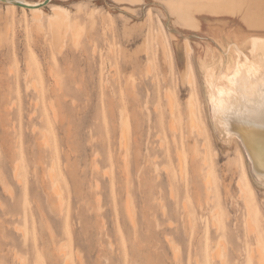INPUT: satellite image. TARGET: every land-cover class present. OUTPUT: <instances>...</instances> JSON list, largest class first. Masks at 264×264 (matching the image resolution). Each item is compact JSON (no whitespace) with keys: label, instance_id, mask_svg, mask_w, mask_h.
<instances>
[{"label":"rangeland","instance_id":"374dc122","mask_svg":"<svg viewBox=\"0 0 264 264\" xmlns=\"http://www.w3.org/2000/svg\"><path fill=\"white\" fill-rule=\"evenodd\" d=\"M161 1L127 5L116 0H51L41 7L42 24L46 26L51 7L64 11L68 31L59 48L62 54L43 34H36L28 11L0 2V264H63L65 251L59 254L60 247L65 248L70 264H203L205 255L219 243L226 264H253L251 252L260 258L254 232L246 225L243 199L235 188L241 169L248 175V201L255 204L252 219L263 243L264 188L251 179L252 185L247 164L235 148L223 152L216 143L193 56L189 54L182 80L179 69L185 61L170 39L175 32L191 46L196 36L176 28ZM125 6L132 13L121 10ZM121 17H129L130 25L132 21L141 25L131 30ZM261 35L256 41L260 45L254 44L258 51L253 47L249 49L255 52H239L242 77H253L264 68V59L251 69L241 58V52L264 57ZM157 40L168 47L166 62ZM145 48L148 54L142 52ZM168 92L174 96L172 111L165 98ZM232 94L220 98L214 92V100H221L225 107ZM189 102L196 106L202 136L188 133ZM44 115L48 123L41 118ZM43 134L49 143L40 148L37 143ZM201 142L208 145L207 168L219 194L228 189L227 183L231 187L227 203L220 206L223 219L217 228L212 227L207 211L194 212L193 227H189L179 214L180 205L169 197L165 166L172 173L180 202L184 182L177 174L176 153L187 162L189 182L191 148L196 144L201 152ZM125 153L128 180L123 170ZM15 166L19 167L16 179ZM48 169L56 171L57 177L52 174L62 193L60 209L45 176ZM193 186L197 189L198 184ZM128 201L138 228L132 227L127 214ZM162 210L174 224H169ZM211 264H219V258L211 259Z\"/></svg>","mask_w":264,"mask_h":264},{"label":"bare ground","instance_id":"6f19581e","mask_svg":"<svg viewBox=\"0 0 264 264\" xmlns=\"http://www.w3.org/2000/svg\"><path fill=\"white\" fill-rule=\"evenodd\" d=\"M139 1L140 0H129L128 2H125L122 0H116V3L131 5L132 3ZM9 4L11 8L18 7L22 11H28L35 27L36 34H43V38L48 39L54 49H57V51L62 50L59 48L61 46V48H63L64 46L63 42L66 37V32L68 31V23L64 11L59 6L51 7V15L47 17L46 26H44L42 24L44 14L41 10V7L43 6L39 5L40 3H34L30 0H12L9 1ZM160 4L165 5V7L168 9L169 13L171 14V21L173 22V24H175L176 28L179 27L182 30L183 34L189 36L193 34L196 36V38L191 39L190 46L189 42L184 36H180L175 32H171L170 34V39L174 51L177 52V54L179 53L183 55V60L185 61V65H183L182 68L179 69L181 79L183 80L186 74V62L188 60L189 54H192L198 73L200 75L202 92L207 106L208 122L216 143L220 146V149L223 152L227 151L230 148L236 149V152H238L237 154H240V156H242L247 164L248 173L251 180L252 176L250 174V168H252L253 162L249 146L252 147L253 145L258 144L259 140H257L256 138L257 129H264V115L261 116V108L264 109V107H262V105H264V100H262L259 91L260 85L262 84V82H264V68L260 69L259 72H257L253 77H242L239 52L256 47V45L254 46V44L260 43V41H258V43L256 42L260 34H262L261 36L264 37V0H162ZM121 10L132 13L133 9L125 6L121 8ZM8 14L9 7L6 6L5 16H7ZM123 18L125 27L131 30L141 25L140 23L134 21H132L133 24L130 25L128 24V22H130V18ZM230 23H232V25ZM162 37L164 38V33H162ZM261 39L262 41L264 40V38ZM157 42L158 46L160 47L162 59L166 62V52L168 51V47L166 43L164 44L161 40H157ZM263 44L264 41L262 45ZM257 48L258 46L254 49ZM251 50L255 52V50ZM258 50L259 49H257V51ZM145 51H147L146 48L142 52ZM147 52L145 53L148 54ZM59 54H62L61 51ZM165 62L163 63L165 64ZM168 63L170 64V62ZM49 66L51 65L49 64ZM148 68L151 69L150 66ZM148 68L147 71L149 70ZM49 69L52 68L50 67ZM151 71L148 72L152 73ZM27 78L28 75L26 77V80ZM57 78L55 77V82H60L59 78L58 80H56ZM33 82H35V80ZM59 85L57 87H59ZM38 92H40L39 89ZM214 92L218 94L220 98L223 97L224 93H234V95L232 94L233 98L231 102H229L228 106L224 107L221 103V100L220 102L214 100ZM165 98L170 107V110L172 111L174 96L170 92H168L165 93ZM52 109L55 110L53 106ZM55 111L53 113H55ZM56 116L57 115H54V118H56ZM41 118H43L44 122L48 123L47 115H44ZM185 125L189 130V134L194 132L197 136L203 135L200 119L196 117V106L192 102H189L186 108ZM33 127L35 126L33 125ZM35 128H32L33 133L35 131ZM42 131H44V129ZM45 135L43 134L40 141L37 143L38 147L40 148L45 147V145L47 147V144L49 143V138H46L48 136ZM173 143L174 145H176V142L173 141ZM201 144V152L198 151L196 144H194L191 148L192 155H190V169L188 168L191 175V180L189 182H186L187 162L183 157L178 155V152L176 153L178 156L177 174L179 180L184 182V193L180 202L177 201V195L175 190L173 189L174 184L172 180V173L170 169H168V167L166 169V166L164 164L165 174L168 178L167 186L170 195L169 197L173 199L172 202L174 205H180L181 213L179 214L184 215L186 224H188L189 227H193L194 212L196 214H204V212L207 211L208 215L211 216L210 221L212 227L217 228L218 223L223 219L220 213V206L221 204L225 205L227 203L226 199L228 195H230L229 192L231 187L229 188V184L227 183L228 189L223 188L222 194H219L217 185L214 180L215 177L207 168L206 155L208 154V145L205 142H201ZM212 152L213 154H215V157L219 158L220 154L216 155V152ZM128 160V154L125 153L123 157V170L125 172V179L127 178V180L129 177L128 169L130 167H128ZM14 164L17 165V161ZM17 166L13 168V176L15 177V179L19 176V167L17 169ZM51 167L53 168V170H55L54 166ZM105 171L106 170H104V172ZM241 171L242 178L237 179L235 188L239 190L240 196L243 199L244 210L247 213L246 225L249 230L254 232V237L257 242L255 252L260 257L256 258L255 253L251 252L250 258L253 260V264H264V243L262 238L260 237V233L257 232L252 219L256 216V207L253 201H248V195L250 193L248 181L246 179L248 178V175L246 177L245 171L243 169H241ZM47 172L48 173H45L46 179L51 185L50 190L52 195L56 197V207L60 209L63 206V201L61 199L62 195L61 197L59 195L60 191L58 190L59 188L57 187L54 179V175L56 176V171H50V169H48ZM52 172H55L54 175L52 174ZM106 172L105 174H109L108 172ZM230 172L233 175L234 171L230 170ZM0 179H3V177L0 176ZM20 179L21 178H19L18 180L20 181ZM224 179H226V177ZM252 180L251 183L252 185H254ZM19 181L17 182L19 183ZM21 182L22 180L20 181V183ZM0 183L3 184L1 181ZM194 184H198L197 189L195 186H193ZM255 184H257L258 186L263 185L262 183ZM8 185L10 184L8 183ZM189 185H191L190 189ZM2 187L6 188L5 185ZM8 187L11 188V186ZM11 189L8 190L7 188L4 190L9 191V193L13 194ZM12 194H10V196H12ZM127 198H129V194H127ZM220 198H222V203L220 202ZM126 211L131 220L132 227L138 228V221L135 218V212L130 201L127 202ZM162 212L163 216H169L167 219L169 224H174L172 223L171 215H167L164 210H162ZM144 217L145 219H147L148 215L144 213ZM15 226V228L18 227L17 225ZM159 226L160 224L157 225V227ZM220 248L221 243H219L210 254L207 253V255H205L203 264H211V259L213 260L214 257L219 258V264H226L227 261L225 257L223 255H220ZM64 249L65 248L62 249V247L58 248V253L61 255V252L65 251L66 253V250ZM176 250L177 249H173L175 254L178 253V251ZM65 253L63 254V264H68L66 262V260H68L66 259L68 256L65 258ZM78 255L79 254L77 253V256ZM188 257L191 258V255L189 254ZM196 262L198 263L197 260H195V263Z\"/></svg>","mask_w":264,"mask_h":264},{"label":"water","instance_id":"95a60500","mask_svg":"<svg viewBox=\"0 0 264 264\" xmlns=\"http://www.w3.org/2000/svg\"><path fill=\"white\" fill-rule=\"evenodd\" d=\"M12 0H0V2L7 3ZM19 1V0H17ZM51 0H41L37 1L34 3H39L41 6H47ZM33 2V1H32ZM241 58L243 65L246 66L247 68L251 69H257L261 65V62L263 61L264 57L254 55L251 52H241ZM261 59V60H260ZM259 113V112H258ZM264 115V109L261 108V116ZM261 127V126H260ZM256 138L259 140L258 144L253 145L252 147L249 146L250 148V154L252 156V168H250V174L252 176V179L255 183H262L263 185L260 187L264 188V167L261 166V151L264 152V129L260 128L259 130L257 129L256 132Z\"/></svg>","mask_w":264,"mask_h":264},{"label":"snow or ice","instance_id":"6c2138e0","mask_svg":"<svg viewBox=\"0 0 264 264\" xmlns=\"http://www.w3.org/2000/svg\"><path fill=\"white\" fill-rule=\"evenodd\" d=\"M259 91H260L262 100H264V82H262V84L260 85ZM262 107H264V105H262ZM261 166L264 167V152H262V155H261Z\"/></svg>","mask_w":264,"mask_h":264}]
</instances>
